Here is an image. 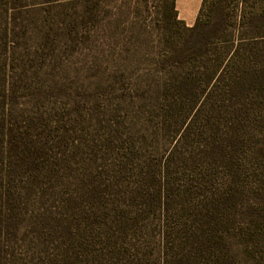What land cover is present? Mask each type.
Here are the masks:
<instances>
[{
	"label": "rangeland",
	"instance_id": "1",
	"mask_svg": "<svg viewBox=\"0 0 264 264\" xmlns=\"http://www.w3.org/2000/svg\"><path fill=\"white\" fill-rule=\"evenodd\" d=\"M166 2L0 0V264H216L219 89L180 100Z\"/></svg>",
	"mask_w": 264,
	"mask_h": 264
},
{
	"label": "trees",
	"instance_id": "2",
	"mask_svg": "<svg viewBox=\"0 0 264 264\" xmlns=\"http://www.w3.org/2000/svg\"><path fill=\"white\" fill-rule=\"evenodd\" d=\"M164 23L177 36L168 61L180 100L193 110L211 83L219 89L213 147L202 150L220 171L219 192L206 196V216L216 228V264L264 259V0H202L193 25L166 0ZM186 136V134H185ZM205 176L202 175L200 185ZM162 195L159 192L157 201ZM203 216V215H202ZM192 220V218H190ZM205 240L207 235L203 232ZM172 264H197L189 251Z\"/></svg>",
	"mask_w": 264,
	"mask_h": 264
},
{
	"label": "crops",
	"instance_id": "3",
	"mask_svg": "<svg viewBox=\"0 0 264 264\" xmlns=\"http://www.w3.org/2000/svg\"><path fill=\"white\" fill-rule=\"evenodd\" d=\"M179 3V0H177V4Z\"/></svg>",
	"mask_w": 264,
	"mask_h": 264
}]
</instances>
